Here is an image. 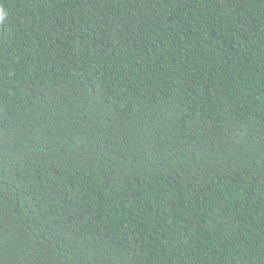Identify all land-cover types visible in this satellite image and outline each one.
<instances>
[{
  "label": "trees",
  "instance_id": "trees-1",
  "mask_svg": "<svg viewBox=\"0 0 264 264\" xmlns=\"http://www.w3.org/2000/svg\"><path fill=\"white\" fill-rule=\"evenodd\" d=\"M0 8V264H264V0Z\"/></svg>",
  "mask_w": 264,
  "mask_h": 264
},
{
  "label": "clouds",
  "instance_id": "clouds-1",
  "mask_svg": "<svg viewBox=\"0 0 264 264\" xmlns=\"http://www.w3.org/2000/svg\"><path fill=\"white\" fill-rule=\"evenodd\" d=\"M7 19V12L0 8V22L5 21Z\"/></svg>",
  "mask_w": 264,
  "mask_h": 264
}]
</instances>
